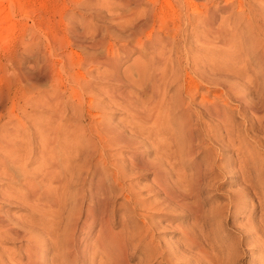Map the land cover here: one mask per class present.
I'll list each match as a JSON object with an SVG mask.
<instances>
[{
    "label": "rangeland",
    "instance_id": "obj_1",
    "mask_svg": "<svg viewBox=\"0 0 264 264\" xmlns=\"http://www.w3.org/2000/svg\"><path fill=\"white\" fill-rule=\"evenodd\" d=\"M2 11L4 219L50 234L63 224L71 188L43 208L42 171L68 184L57 163L84 153V140L108 145L105 124L136 147L109 144L94 176L124 247L114 239L106 256L93 245L94 261L77 264H264V0H0ZM87 82L96 95L83 97ZM243 90L254 110L236 98ZM39 126L54 146L41 148ZM26 255L25 238L0 234V264ZM55 257L43 264H63Z\"/></svg>",
    "mask_w": 264,
    "mask_h": 264
},
{
    "label": "bare ground",
    "instance_id": "obj_2",
    "mask_svg": "<svg viewBox=\"0 0 264 264\" xmlns=\"http://www.w3.org/2000/svg\"><path fill=\"white\" fill-rule=\"evenodd\" d=\"M0 18L6 19L7 14H5L3 11L0 12ZM259 18L260 20L262 19V17H259ZM258 21H257V24H258ZM261 27L262 25L259 27V30L262 32V34H264V31H262ZM0 28L1 30L3 29L5 32L10 31L9 27L0 26ZM96 45L100 46L101 44L98 43ZM154 53H157V52L155 51ZM98 63L103 66L104 70H106L108 67L111 66L110 65L111 62L105 59L101 62L99 61ZM111 78L116 79L114 75H111ZM71 81H74V80L71 79ZM80 90H81L83 97H84V90H87L89 96L96 95V92L90 87L88 82L84 84V86H81ZM101 92L104 93V90L101 89ZM235 94L237 95L236 98L238 99L239 103L244 104L249 109L252 108V106L250 107L248 105V102H246L247 99L244 94V90L241 91L240 93H235ZM118 95L122 96V93L120 92ZM58 97H60L59 94H58ZM262 104H264V102H262ZM42 107L45 109V112H46V106L42 105ZM89 107H91V109L93 108L92 100L89 101ZM95 109L98 110L97 107H95ZM100 109L102 110L101 107ZM140 114L142 113L140 112ZM53 116H54V113L48 117L46 115V119H44L45 122L47 121V119L51 120ZM87 125L86 126L89 127V124ZM37 129L40 135L44 134V131L45 132L47 131L48 133V134H45L46 137L42 138V141L44 142L43 145L41 146L42 149H46L49 146L55 145V140H52L49 130H47V126L46 127L39 126ZM79 133L80 134L78 135L82 136V138L84 139L85 130L83 129L82 133L80 131ZM97 133L98 135L104 138L105 143L115 145L114 142H116L117 143L116 145H120V146L123 145V147L124 146L128 148L135 147L133 141L129 140L131 139V137L125 136V134L117 131L113 126L103 124L102 127H100V131ZM100 142H101L100 140L96 142L91 139H89L88 141L84 140V145L87 146L84 153H83V150L80 151L79 149H76L78 154L76 153L75 155H72V156L70 155L68 158H64L62 163H57V164H61V167H62L61 169H62L63 174L66 176H69L68 184L64 182V180H62L60 177L52 176L51 173L45 170L42 171L43 180L44 182H46L47 187L51 188L50 190L52 192L50 194L43 193V198L46 199L47 201H44V203L41 206L45 209H48V208L55 209L58 207L57 201L62 196V191L58 189L59 187H63L65 189L67 187L71 188V191L65 192V196L69 200H72V202L74 203V207H71V206L69 207L66 220L63 224L60 225L58 223L60 221V218H57L56 222L53 223L54 230L51 234L50 232L48 233V231H39V232L34 231L33 227H28L26 225L23 226V224L21 225L19 221L14 222L13 219H11L10 221V220L4 219L2 215H0V234H5V235L9 234L14 237L21 236L25 238L26 251L28 252V256L26 255L28 257V261H27L28 264H43L45 262L44 255L47 252L54 253V255H56L55 259L57 258L56 260H58V258H60L63 264H77L79 260L78 258L83 259V257H87L92 262L94 261L95 257L98 256V251H97L98 249H94L93 245H96L97 248L102 250L103 254L107 256L106 251H108V247L112 245L110 244V242L114 239L117 242L119 236L117 234H113L112 232L111 224L109 223V219L107 217V214L105 213L106 209L103 208V210L105 211L104 212L99 207L105 204V200H104L105 193L98 196L99 190L101 189L100 187L101 184L103 185L106 182L105 178L104 177L103 179L95 178L97 181L94 180V176H96L97 173H102V171L104 172V169L106 167L105 165L97 166V164H99V161L101 159H104L106 162L108 163L110 162L108 158L109 156H107L105 152L109 144L104 145ZM111 148H113V146ZM21 152L22 150H20V153ZM20 156L21 155H19L18 159H22V157ZM47 158H49L50 162L55 164L51 156ZM112 164H114V162H112ZM112 174L115 178L118 177L117 173H112ZM107 176H111V174L106 175V177ZM46 179H48V182L46 181ZM33 194L34 192H32L29 195H28V192L25 194V196L27 195L29 196L28 201L32 202L34 201L32 199H36ZM86 194L88 195L87 200H86ZM249 229H252V227L249 226L248 230ZM243 234L245 235L248 234L247 229L243 231ZM94 235H95V238L93 240L94 242L87 241L83 243L82 247L80 248L79 239L89 240V238H91ZM118 241H119L118 242L119 244L116 243L118 245L117 247L122 250L124 247V245H122L123 242L121 243L120 240ZM262 251H264V249H262ZM57 252L60 253L59 254L60 257H57ZM120 254L122 253L120 252ZM49 261H51L52 263L53 260L51 259ZM210 263H213V262H210Z\"/></svg>",
    "mask_w": 264,
    "mask_h": 264
}]
</instances>
